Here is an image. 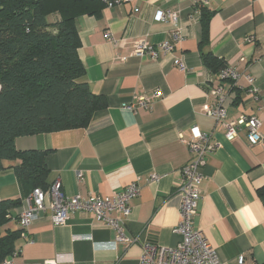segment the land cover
<instances>
[{
    "label": "crops",
    "instance_id": "crops-1",
    "mask_svg": "<svg viewBox=\"0 0 264 264\" xmlns=\"http://www.w3.org/2000/svg\"><path fill=\"white\" fill-rule=\"evenodd\" d=\"M202 8L213 13L207 39ZM167 9L179 13L185 37L165 53L160 45L178 27L158 18ZM77 28L82 43L78 54L86 70L81 80L106 98V106L85 127L19 136L15 146L46 150L49 182L59 181L68 196L112 197L138 180L142 189L129 203L131 216L111 213L123 220L130 241H117L114 247L116 230L91 212L72 213L65 225H54L46 216L27 227L34 242L21 233L14 259L138 264L144 243L176 245L181 239L174 232L180 221L177 184L190 159L187 140L198 127L222 147L203 167L194 227L204 232L226 264H264V143L250 146L245 133L226 140L224 125L203 112L205 103L216 102L212 87L222 84L225 120L256 115L264 135V0H114L99 15H80ZM141 39L157 47L156 58L135 52L134 43ZM210 52L238 69L236 82L221 80L206 66L203 56ZM246 75L260 87L257 99L248 92ZM157 90L163 95L156 97ZM143 96L151 100L150 107L138 106ZM153 173L159 179L150 183ZM25 196L14 168L0 171V200L23 202ZM21 208L12 210L7 227L20 228Z\"/></svg>",
    "mask_w": 264,
    "mask_h": 264
},
{
    "label": "trees",
    "instance_id": "trees-1",
    "mask_svg": "<svg viewBox=\"0 0 264 264\" xmlns=\"http://www.w3.org/2000/svg\"><path fill=\"white\" fill-rule=\"evenodd\" d=\"M105 4L0 0V171L13 167L26 195L51 185L47 151L18 150L16 138L85 127L94 112L106 106V98L81 80L86 70L78 54L82 43L77 28L80 15H99ZM212 14L202 8L206 39ZM203 61L214 72L226 66L211 52ZM16 159L21 163L12 164ZM22 204L20 199L0 200V263L14 252L22 233L21 225L6 226L12 210Z\"/></svg>",
    "mask_w": 264,
    "mask_h": 264
},
{
    "label": "built area",
    "instance_id": "built-area-1",
    "mask_svg": "<svg viewBox=\"0 0 264 264\" xmlns=\"http://www.w3.org/2000/svg\"><path fill=\"white\" fill-rule=\"evenodd\" d=\"M105 1L112 5L114 0ZM198 2H208V0H198ZM158 18L178 26L172 32L171 40L160 45L165 53L171 52L174 43L185 37L184 29L178 25L180 15L176 11L167 9L160 10ZM107 36L113 38L110 32L107 33ZM252 39V37L248 38V40ZM134 47L138 55L148 52L153 58L158 56L157 47L144 39L135 41ZM174 63L182 66L179 59H175ZM218 75L221 80L230 79L233 82H236L240 77V73L234 65H226L218 72ZM246 78L249 82L248 92L257 99L260 87L256 79L251 75H246ZM211 93L216 98V102L214 104L205 103L203 112L215 119L217 123L224 125L226 140L231 141L245 133L247 143L250 146L264 143V135L260 130L261 120L258 116L242 114L236 120L226 121V108L223 105L226 91L223 85L218 84L212 87ZM154 95L160 97L163 92L157 90ZM137 104L142 107H150L151 100L143 96L138 99ZM181 137L183 138L182 134ZM187 143L190 159L182 168L181 179L177 184V192L181 195L180 221L174 229V232L178 233L181 239L174 246L144 243L143 253L138 264H226L221 260L216 247L209 241L204 232L194 227V219L198 214L201 199L200 184L204 178L203 167L207 164V158L222 147V143L220 141L213 142L212 134L198 127L192 128V136L187 140ZM78 174L82 176L81 171H78ZM158 179L159 175L153 173L149 182ZM141 189L139 181L135 180L122 192L115 193L112 197L100 195L85 197L66 195L59 181L51 184L48 189L36 187L23 199L19 213V222L23 228L22 235L30 242H34L33 238L28 237L26 231L27 227L35 221L48 216L54 225H65L70 214L91 212L95 214L98 221L116 230V240L111 243L115 247L117 241H130V239L125 234L123 220L111 217V213L120 212L128 219L132 214V207L129 203L133 198L140 195ZM17 254L18 252L14 251L11 257L4 259L0 264H61L57 257L48 259L43 263H19L14 259Z\"/></svg>",
    "mask_w": 264,
    "mask_h": 264
}]
</instances>
